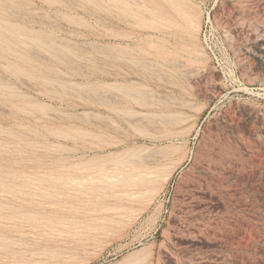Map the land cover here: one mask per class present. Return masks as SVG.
<instances>
[{"label": "rangeland", "instance_id": "rangeland-1", "mask_svg": "<svg viewBox=\"0 0 264 264\" xmlns=\"http://www.w3.org/2000/svg\"><path fill=\"white\" fill-rule=\"evenodd\" d=\"M0 9V264H264V0Z\"/></svg>", "mask_w": 264, "mask_h": 264}, {"label": "bare ground", "instance_id": "bare-ground-1", "mask_svg": "<svg viewBox=\"0 0 264 264\" xmlns=\"http://www.w3.org/2000/svg\"><path fill=\"white\" fill-rule=\"evenodd\" d=\"M84 1V0H83ZM89 1V0H88ZM118 1V0H117ZM122 2V1H121ZM82 3V2H81ZM84 3H86V2H84ZM153 5V4H152ZM94 6V5H93ZM125 6H127V5H125ZM97 7V6H96ZM97 8H99V7H97ZM1 10V9H0ZM149 10V9H148ZM1 12H3V11H1ZM4 13H5V11H4ZM6 14V13H5ZM2 16V14H0V17ZM9 19V18H8ZM169 21V20H168ZM5 22H7V21H5ZM8 22H9V20H8ZM171 22V21H170ZM9 23H11V22H9ZM9 23H7V24H9ZM14 23V22H13ZM177 24H178V22H177ZM11 25H13L12 23H11ZM18 25V24H17ZM181 25V24H180ZM3 29H5V28H3ZM20 29V28H19ZM26 29V28H25ZM7 31V30H6ZM18 31V30H17ZM23 31V30H22ZM30 31V30H29ZM31 32V31H30ZM25 33H26V31H25ZM194 34V33H193ZM190 35V34H189ZM14 36V35H13ZM20 37H22V36H20ZM31 39V38H30ZM29 39V40H30ZM7 40V39H6ZM9 40V39H8ZM10 41V40H9ZM36 42H37V40H35ZM51 41V40H50ZM39 42V44H40V42H41V40L40 41H38ZM59 43V42H58ZM57 43V44H58ZM41 44H43V46H44V49L46 48L47 50H57V52H59L60 53V51L62 50L61 49V46H62V44H61V46H60V50L57 48H55V47H53L52 46V44H45V43H41ZM53 44H54V42H53ZM16 45V44H15ZM14 45V46H15ZM24 45V44H23ZM26 45H28V44H26ZM18 46V44L16 45V47ZM59 46V45H58ZM31 47V46H30ZM63 47V46H62ZM164 47V46H163ZM8 48H10V47H8ZM29 48V47H28ZM65 48H67V47H65ZM18 49H19V47H18ZM45 49V50H46ZM68 49V48H67ZM13 50V49H12ZM65 50V49H64ZM69 50L70 49H68V53H69ZM169 51V50H168ZM173 51V50H172ZM18 52V51H17ZM15 53V52H14ZM49 53V52H48ZM71 53V52H70ZM74 53V52H73ZM76 53V52H75ZM15 54H17V53H15ZM54 54V57H55V52L53 53ZM19 55H20V53H19ZM22 55V54H21ZM20 55V56H21ZM52 55V54H51ZM64 55V54H63ZM74 54H72L71 56H73ZM22 56H25V55H22ZM0 57H2V56H0ZM26 57V56H25ZM64 57H66V55L64 56ZM68 57V56H67ZM74 57V56H73ZM75 57H76V55H75ZM78 57V56H77ZM81 57H82V55H81ZM80 57V58H81ZM56 59L58 58L59 59V57H55ZM4 59V58H3ZM61 59V58H60ZM11 62H13V61H11ZM5 64V63H4ZM17 65V64H16ZM20 67V66H19ZM33 69H35V68H33ZM25 70V69H24ZM28 72V71H27ZM14 73V72H13ZM25 73V72H24ZM31 72H29V74H30ZM15 76V75H14ZM17 76V75H16ZM32 76V75H31ZM35 78V77H34ZM1 84V83H0ZM1 86V85H0ZM6 87H8V86H6ZM14 87V86H13ZM9 90H12L13 88L12 87H10V85H9ZM12 88V89H11ZM108 88H115V90L116 89H119V90H121L122 92H125L126 93V91L129 93V88H128V90H125V87H110V86H108ZM93 89V87L91 88V90ZM14 90V89H13ZM118 90V92H120ZM94 91V90H93ZM117 91V90H116ZM121 92V93H122ZM16 93V92H15ZM125 93H122V94H125ZM127 94V93H126ZM3 95V94H2ZM10 95H13V93H11ZM17 95V94H16ZM19 95V94H18ZM16 106V105H15ZM19 107V106H18ZM39 107V106H38ZM42 107V106H41ZM40 107V108H41ZM2 131V130H1ZM60 133H61V131H60ZM66 136H67V134H65ZM73 136V135H72ZM71 136V137H72ZM75 138V137H74ZM3 149H5L3 146H1ZM11 149V148H10ZM143 149V148H142ZM141 149V150H142ZM6 150V149H5ZM136 150H138V149H136ZM136 150L135 151H133V150H129V151H127L126 152V154H131V153H134V152H136ZM165 150V149H164ZM145 151V150H144ZM160 151H162V150H160ZM166 152H168V151H166ZM170 152V151H169ZM141 154V153H140ZM154 155V154H153ZM148 156V155H147ZM149 156H151V154L149 155ZM156 156H157V153H156ZM144 157V156H143ZM137 158V157H136ZM158 158V157H157ZM139 159H141V161H143V159H142V157H140ZM159 159H164V158H162V157H160ZM134 160H135V158H134ZM145 160V159H144ZM137 163H138V159H136L135 160ZM146 161H147V159H146ZM119 162H122V163H124L125 162V160L123 159V158H121L120 160H119ZM126 162H130L131 163V165H133V164H136L134 161H130V159L128 160V161H126ZM151 162H153V163H156V162H154L153 161V159H152V161ZM89 165V164H88ZM140 165H142V166H145L144 164H140ZM113 167V166H112ZM159 167V166H158ZM116 168V167H115ZM135 171V170H134ZM138 171V170H137ZM103 172V171H102ZM129 172V171H128ZM102 175V174H101ZM151 175V174H150ZM153 175H151V177H152ZM137 177V176H136ZM110 178V177H109ZM133 175H131V176H129L127 179H123V183L124 184H129V183H134L135 184V187H138V191H135L134 193H132L133 195H136V194H142L143 192H142V190H141V187H139L140 186V184L141 183H144L145 181H147V180H150L151 178L148 176V174L146 173V174H143V173H140L139 175H138V179L137 180H134L133 181ZM108 179V178H107ZM116 179V178H115ZM103 180V179H102ZM112 180V179H111ZM114 180V179H113ZM112 180V181H113ZM118 180V179H117ZM56 181V180H55ZM110 181V180H109ZM119 182V181H118ZM121 182V183H122ZM145 185V184H144ZM44 186V185H43ZM112 186V185H111ZM45 187V186H44ZM47 187V186H46ZM107 189V188H106ZM28 193V192H27ZM118 193V192H117ZM119 194H121V193H119ZM125 194V193H124ZM3 195V194H2ZM31 195V194H30ZM19 197H24V198H27L28 196H26L25 194H20V195H18ZM17 196V197H18ZM40 198V197H39ZM7 199V198H6ZM35 201V200H34ZM124 207V206H123ZM120 209V208H119ZM30 211V210H29ZM12 216V215H11ZM104 217V216H103ZM106 217V216H105ZM108 217V216H107ZM95 218V217H94ZM108 218H110V217H108ZM98 222V221H97ZM13 226H15V225H13ZM3 233V232H2ZM1 237V236H0ZM9 238V237H8ZM13 242V241H12ZM52 254V253H51ZM69 255V254H68ZM140 255V253H136V254H134V255H132L131 257H130V260L131 259H135V262H137L138 263V260L139 259H137L138 258V256ZM146 256V255H145ZM140 259H141V257H140ZM42 260V259H41ZM65 260V259H64ZM70 260V259H69ZM139 261H141V260H139ZM49 262V261H48ZM129 262H124L123 264H128ZM67 264V263H66Z\"/></svg>", "mask_w": 264, "mask_h": 264}]
</instances>
